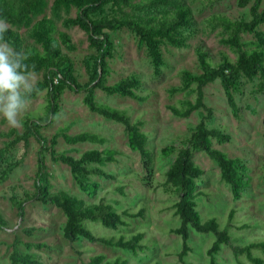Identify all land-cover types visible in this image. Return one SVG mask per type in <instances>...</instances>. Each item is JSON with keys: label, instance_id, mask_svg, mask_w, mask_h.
<instances>
[{"label": "rangeland", "instance_id": "obj_1", "mask_svg": "<svg viewBox=\"0 0 264 264\" xmlns=\"http://www.w3.org/2000/svg\"><path fill=\"white\" fill-rule=\"evenodd\" d=\"M41 11L29 16L26 24L19 26L8 24L9 31L22 39V51L29 46L42 50L34 32L42 19L52 21L56 26L54 37L61 54L73 61L74 75L79 84H85L89 77V61L96 54V47L90 43L88 32L80 25L69 20L77 16V7L66 1L44 0ZM140 3L144 0H129ZM65 2V4L63 3ZM192 15L193 23L187 29L185 45L176 47L168 43L161 45L164 65L155 72L145 47L138 46V38L128 28L121 27L115 31L103 30L112 42L111 56L107 59L110 67L107 76L109 84L122 78L136 75L141 81L138 94L145 97L139 102L129 97L109 95L95 89L96 99L117 109L124 110L132 121L143 122L142 130L148 137L147 147L153 154L151 173L146 172L138 152L128 147L127 135L121 123L104 119L91 112L83 103L85 92L65 88L59 96L58 112L49 125H44L40 132L49 140L53 135L65 130L76 134L84 130L94 131L106 138L104 144L88 142L69 145L61 135L57 138L56 150L74 157L87 149H114L115 161L106 163L101 168L114 175L105 179L91 175V180L99 184L94 197L83 193L70 173L69 167L60 162H53L50 154L44 151L46 169L50 175L53 190H65L84 199L87 203L107 202L115 206L118 212L143 211L142 217L129 219V225L117 229L104 227L99 222L85 220V226L96 236L126 237L142 232L144 251L133 253L129 250L112 248L100 243L86 240L69 241L62 235L64 215L61 210L36 199L24 203V215H18L12 199L23 200L35 192V174L37 156L41 145L31 137L28 144L23 141L11 144L12 130L23 132V126L10 127L0 117V175L3 169L14 163L8 178L0 182V214L6 219L7 226L0 229V264H11L10 254L15 239L20 241L18 248L23 253H32L42 264H89L92 256L104 254L106 259L123 256L128 264H181L177 253L181 250L182 239L169 232V228L178 226L180 219L174 215L173 204L178 200L174 189L165 184V172L174 160L176 152L189 146V137L193 127L200 121L201 114L207 111L200 109L188 117H176L169 106L180 107L181 101H194L196 94L186 96L184 93H170L172 88L181 85L180 72L183 69L192 73L202 72L196 55L200 47L207 53L208 59L216 64L227 54L235 60V53L223 39L229 33L221 26H211L209 19L223 16L231 21H249L253 1L240 5L238 0H182ZM59 3V6L56 4ZM170 7H146L136 9L123 4L105 2L93 18L115 17L143 18L150 14L168 12ZM264 12V0L260 4ZM68 20V22H66ZM260 34L264 35V22L255 27L253 32H242L241 39L255 41ZM35 74L37 83L43 81L44 69L30 68ZM259 79L253 81L241 79L240 90L235 94L238 115L234 116L228 106L226 95L220 80H215L203 87L204 103L212 110L209 127H219L230 135L229 141L218 144L214 139L212 146L227 153L230 157H239L249 169L251 181L241 198H232L229 186L220 178L217 164L205 152H193V160L203 169L197 181L202 194L196 198L197 209L202 221L214 217L221 228L226 227L230 236L229 244L222 245L215 255L218 264H239L234 257L232 246L245 245L253 241L264 240V90L258 89ZM48 105L46 90L31 99L22 121L28 114L45 115ZM48 142L46 145H48ZM171 149V154L164 156L163 149ZM26 200V199H25ZM232 217L230 218V215ZM27 229H33L27 234ZM214 240L212 233H198L190 228L189 244L191 250L185 257L188 264H209L207 249ZM42 243L44 246L26 247L25 243ZM254 254L264 258V254L253 250ZM238 259L243 264H250L245 257Z\"/></svg>", "mask_w": 264, "mask_h": 264}, {"label": "trees", "instance_id": "obj_2", "mask_svg": "<svg viewBox=\"0 0 264 264\" xmlns=\"http://www.w3.org/2000/svg\"><path fill=\"white\" fill-rule=\"evenodd\" d=\"M61 1H66L67 4H73L77 7L76 18L69 21L86 29L90 43L96 47V54L88 63L89 73L91 74L85 84L81 85L77 82L74 75L73 61L61 54L57 40L54 37L57 28L52 21L42 19L34 32L42 46L41 51L34 46H29L22 51V39L19 35L9 30L4 34V39L16 51L23 52L26 55L25 63L29 69H44L45 71L43 81L37 83L39 92H34L30 100L36 98L44 90L48 95V105L43 117L37 114H28L22 121L23 132L17 130L10 132V134H14L11 144L23 141L26 145L29 139L33 137L41 145L37 156L35 192L32 196L25 197L26 200L13 198L12 202L18 209L20 217L24 215V203L33 199L44 204L53 205L61 210L65 218L62 235L69 241L86 240L112 248L129 250L133 253L138 250L144 251L145 246L141 242L142 232L134 233L129 237L123 234L117 237L96 236L84 224L85 220H89L99 222L107 228L117 229L120 226L129 225V219L142 217V210L138 212L128 210L118 212L111 203L103 201L87 203L84 199L65 190H53L50 182V175L45 165L44 151L49 152L53 162H60L68 166L79 189L88 197H94L99 184L91 180V175L113 179L114 175L105 172L101 166L115 161L116 150L92 148L83 151L80 156L74 157L65 153H58L55 147L59 135L69 145L84 142L104 144L106 138L91 130H84L76 134H68L65 130H61V132L53 135L48 142L42 136L40 130L44 125H49L56 117L59 96L65 88L78 92L83 91L85 94L82 101L91 112L124 126L128 147L139 153L143 168L146 172L151 173L153 154L147 147L148 137L142 130L143 122L132 121L124 110L102 103L94 95V90L97 88L109 95L129 97L139 102L145 100V97L138 94L141 81L134 74L112 84L107 82L110 71L107 59L111 56L112 42L103 30L115 31L123 26L128 28L137 36L138 46L146 48L155 72H159L160 66L164 65L161 45L166 43L176 47L185 45L188 37L187 29L193 23L192 15L182 0H144L140 3H130L129 0ZM250 1L253 2L250 8L251 19L249 21H231L223 16H215L209 19L211 26H221L229 33V36L223 39V43L231 47L235 53V60L227 54H223L222 59L213 64L208 59L207 53L198 47L196 48V55L202 72L196 74L186 69L181 70V85L170 90L171 94L176 92L184 93L186 96L192 93L196 94L194 101L185 99L180 102V107L169 106L176 117L186 118L192 112L200 109L207 111L206 115L201 114L200 121L193 127L189 137V146L176 152L174 160L165 172V184L171 186L178 194V200L174 202L173 209L174 215L180 219V224L169 228V232L179 235L182 239L181 250L177 253L181 264H188L185 257L191 250L189 244L190 228L198 233H212L214 235V240L206 251L210 257L209 264H218L215 261V255L221 250L222 245L229 244L230 241L227 228H221L214 217L205 221L200 218L196 198L202 194V191H200L197 181L201 178L203 169L194 162L193 152H205L217 164L220 178L229 186L233 199H240L251 181L249 169L241 158L230 157L224 151L212 146L213 139L218 144H224L229 141L230 135L219 127L208 126L206 120H210L212 110L206 106L203 100V87L218 79L223 86L232 114L237 116L239 108L235 100V94L240 90L242 78L247 81L258 78V89L260 91L264 90V35L260 34L255 41H244L240 35L242 32H253L256 26L264 22V12L260 11V4L263 0H238V3L243 6ZM105 2H112L116 5L123 4L136 9L146 7H170L172 9L161 14L146 15L143 18L116 19L115 17L106 16L93 18ZM63 3L65 4V2ZM43 5H45L44 0H0V20H5L8 24L17 26L26 24L29 16L35 11L40 12ZM59 5V3L56 4V6ZM47 142L48 145H46ZM171 151L169 148H164L163 155L167 156L171 154ZM3 152V150H0V157ZM14 167V163H9L3 169L0 182L8 178ZM6 226L7 221L0 214V229H4ZM32 230L27 229L25 232L31 234ZM19 243L20 241L15 239L12 244L11 264H42L35 258L34 254L21 252L17 245ZM25 246L40 248L44 245L42 243L26 242ZM254 249H258L264 254V240L232 246L233 255L237 258L239 264H243L238 259L239 256L245 257L250 264H264V258L255 255ZM89 264H128V259L123 256L106 259L105 255L100 253L92 256Z\"/></svg>", "mask_w": 264, "mask_h": 264}, {"label": "clouds", "instance_id": "obj_3", "mask_svg": "<svg viewBox=\"0 0 264 264\" xmlns=\"http://www.w3.org/2000/svg\"><path fill=\"white\" fill-rule=\"evenodd\" d=\"M9 30L5 20H0V117L10 127L22 126V116L34 92H39L35 74L29 71L23 52L4 39Z\"/></svg>", "mask_w": 264, "mask_h": 264}]
</instances>
